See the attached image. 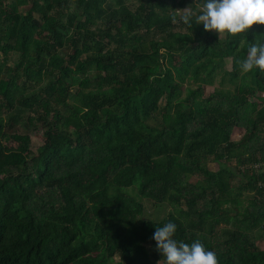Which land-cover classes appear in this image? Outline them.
I'll return each instance as SVG.
<instances>
[{
	"label": "trees",
	"instance_id": "obj_1",
	"mask_svg": "<svg viewBox=\"0 0 264 264\" xmlns=\"http://www.w3.org/2000/svg\"><path fill=\"white\" fill-rule=\"evenodd\" d=\"M202 2L0 0V264H158L169 220L264 264V71L236 63L264 24L205 30Z\"/></svg>",
	"mask_w": 264,
	"mask_h": 264
},
{
	"label": "clouds",
	"instance_id": "obj_2",
	"mask_svg": "<svg viewBox=\"0 0 264 264\" xmlns=\"http://www.w3.org/2000/svg\"><path fill=\"white\" fill-rule=\"evenodd\" d=\"M193 15L186 11L180 19L191 24ZM195 21L202 23L205 30H216L219 34L245 33L254 22L264 24V0H203ZM236 63L242 73L254 67L264 71V41L249 43L246 55ZM176 229V223L169 220L156 226L152 235L166 264H218L217 254L199 239L191 243L175 239Z\"/></svg>",
	"mask_w": 264,
	"mask_h": 264
},
{
	"label": "rangeland",
	"instance_id": "obj_3",
	"mask_svg": "<svg viewBox=\"0 0 264 264\" xmlns=\"http://www.w3.org/2000/svg\"><path fill=\"white\" fill-rule=\"evenodd\" d=\"M189 8V7H188ZM230 66V63L228 64V67ZM213 87L212 86H207L206 87V94H208L210 91H212ZM243 133V129L237 128L234 130L233 134L235 138L239 139ZM32 142H33V147L36 149L42 142H43V136L41 132L37 133H32ZM216 164H212V167H216ZM144 203V217L146 218H159L161 216L166 215L169 211H171V206L167 203L163 204H155L152 200L148 198L143 199ZM146 245L148 247L152 246V240H147ZM259 246L264 248V239H259L258 240ZM113 262H118L119 258L113 257L112 258ZM158 264H166L165 260H159Z\"/></svg>",
	"mask_w": 264,
	"mask_h": 264
}]
</instances>
